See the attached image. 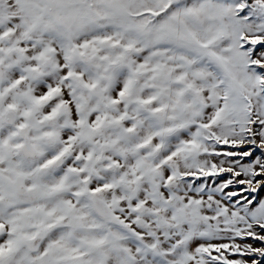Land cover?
<instances>
[{"label": "snow or ice", "instance_id": "1", "mask_svg": "<svg viewBox=\"0 0 264 264\" xmlns=\"http://www.w3.org/2000/svg\"><path fill=\"white\" fill-rule=\"evenodd\" d=\"M0 264H264V0H0Z\"/></svg>", "mask_w": 264, "mask_h": 264}]
</instances>
